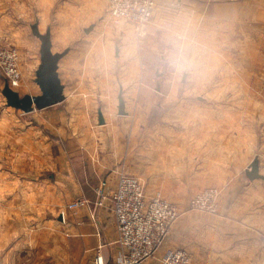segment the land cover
<instances>
[{
    "label": "crops",
    "instance_id": "obj_1",
    "mask_svg": "<svg viewBox=\"0 0 264 264\" xmlns=\"http://www.w3.org/2000/svg\"><path fill=\"white\" fill-rule=\"evenodd\" d=\"M182 11L214 31V55L196 78H177L163 56L157 25ZM35 23L50 29L53 52H66L65 99L30 113L5 105L15 130L13 145H2L13 160L0 164V264L121 261L111 202H95L123 173L181 211L144 264L174 248L192 264H264V169L247 175L264 153V0H158L142 35L110 16L107 0H0V30L34 74ZM30 82L23 94L39 95ZM208 187L221 189L218 214L188 206ZM78 199L89 202L70 208Z\"/></svg>",
    "mask_w": 264,
    "mask_h": 264
},
{
    "label": "built area",
    "instance_id": "obj_2",
    "mask_svg": "<svg viewBox=\"0 0 264 264\" xmlns=\"http://www.w3.org/2000/svg\"><path fill=\"white\" fill-rule=\"evenodd\" d=\"M157 1L107 0L110 16L131 23L139 35H142L152 22ZM0 67L10 86L17 87L20 82L17 54L7 49L1 38ZM262 160L264 163V156ZM97 196L96 208L111 202V209L117 221L121 261L116 264H144L147 259L154 258L180 214L176 205L163 198L161 193L148 197L142 179L127 173L120 176L111 197L103 186L97 189ZM214 196L215 193L211 191L195 197L192 200V208L211 210V199ZM88 202L86 199H78L69 207L74 209ZM92 218L95 219L94 214ZM159 260L161 264H192L190 253L184 248L168 249ZM95 264H103L101 257L97 258Z\"/></svg>",
    "mask_w": 264,
    "mask_h": 264
},
{
    "label": "clouds",
    "instance_id": "obj_3",
    "mask_svg": "<svg viewBox=\"0 0 264 264\" xmlns=\"http://www.w3.org/2000/svg\"><path fill=\"white\" fill-rule=\"evenodd\" d=\"M157 27L165 63L174 76L196 78L207 72L214 31L204 18L182 11L162 18Z\"/></svg>",
    "mask_w": 264,
    "mask_h": 264
},
{
    "label": "water",
    "instance_id": "obj_4",
    "mask_svg": "<svg viewBox=\"0 0 264 264\" xmlns=\"http://www.w3.org/2000/svg\"><path fill=\"white\" fill-rule=\"evenodd\" d=\"M32 29L34 34L41 40V62L36 71L35 78L41 93L39 95H21V93L12 88L7 81L5 82V86L2 91L8 106L22 110L25 113H30L34 109L47 108L58 104L65 99L64 85L62 84L58 74V64L66 52H53L50 29H48L46 33H41L36 23L32 26ZM120 113H125L124 100L122 97L120 99ZM247 175L250 179L262 177L259 174L258 158L254 160L251 170L247 171Z\"/></svg>",
    "mask_w": 264,
    "mask_h": 264
},
{
    "label": "rangeland",
    "instance_id": "obj_5",
    "mask_svg": "<svg viewBox=\"0 0 264 264\" xmlns=\"http://www.w3.org/2000/svg\"><path fill=\"white\" fill-rule=\"evenodd\" d=\"M0 38L2 40L3 45L7 49H10V50L14 51L17 54V71L19 73L18 77L20 79V82H19V85L17 87H15L14 89L19 91L21 93V95H24L23 93H27L29 91L28 90L29 89V87H28L29 86V82L31 80L33 81L34 78H36V74L31 73V71H30L29 58H23L21 56V52H20L19 48L1 30H0ZM0 75L2 77L6 78V75H5V73H4V71L2 70L1 67H0ZM4 86H5L4 85V81L0 77V164L8 166L7 164H4V163H8L9 166H11L13 157H12V155H9L8 152L4 153V148H3L2 145H7V146H12L13 145V141H14V132L13 131L15 130V128H14L15 127V123H14L15 120H14L13 116L9 117L8 113H10V112H8L6 114L7 117H6V120H5V116H4V112L3 111L7 112V110H5V109H7V108H5V105L7 106V101H6V98H5V96L3 95V92H2ZM9 110L12 111V112L15 111L17 113H22L21 112L22 110H18V109L16 110L13 107L11 109H9ZM258 156L259 157H257V158L259 159V168L261 167V169L263 170L264 169V163H263L262 157L264 156V153L261 154V155H258ZM4 158H6V159H4ZM7 160L10 161V162H8ZM6 171L12 172L10 170H6ZM211 191H213L215 193V195H216V196H214L211 199V205H212L211 210H208V209L201 210V209L192 208V200L195 197L200 196V195H205V194H207V193H209ZM221 193H222L221 189L218 188V187H208V188L198 192L195 196H193V198L189 201V203H188L189 205L188 206H189V208L191 210L196 211L198 213L205 212V213H209V214H218V212L220 211L219 200H220ZM169 202H171V201H169ZM171 203L176 205V207L180 211V208H179V206L176 203H174V202H171Z\"/></svg>",
    "mask_w": 264,
    "mask_h": 264
}]
</instances>
